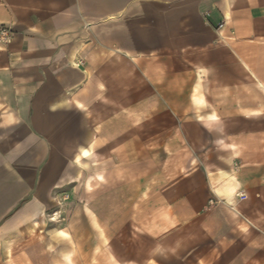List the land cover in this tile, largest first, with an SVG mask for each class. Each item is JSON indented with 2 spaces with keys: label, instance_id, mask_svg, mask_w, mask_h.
I'll list each match as a JSON object with an SVG mask.
<instances>
[{
  "label": "crops",
  "instance_id": "0c3cea01",
  "mask_svg": "<svg viewBox=\"0 0 264 264\" xmlns=\"http://www.w3.org/2000/svg\"><path fill=\"white\" fill-rule=\"evenodd\" d=\"M0 27V264L82 256L51 237L264 264V0H0Z\"/></svg>",
  "mask_w": 264,
  "mask_h": 264
},
{
  "label": "rangeland",
  "instance_id": "374dc122",
  "mask_svg": "<svg viewBox=\"0 0 264 264\" xmlns=\"http://www.w3.org/2000/svg\"><path fill=\"white\" fill-rule=\"evenodd\" d=\"M66 216H67V221H66L67 225L72 226V227L76 225V229L73 228L71 230V231H73V233H75V235L81 237L82 240H84L86 237H90V234L92 232L90 229H88L86 227L87 222L84 220V217L81 214H78L75 217L74 212H71V213H67ZM78 219L81 220V222L78 221ZM57 221H58V219H57ZM59 221H60V219H59ZM61 241H62V244H61ZM63 241H65V240L59 239L57 237H51L49 249H50V253H51L52 258L53 259L58 258L59 253L61 251H66V252L75 251V248L77 247V248H80L82 250V256H73L74 259H73L72 264H85L86 261L88 260V257H89L87 255L89 253L88 251L90 249V246H88V245L76 246V245L70 244L69 242L67 244H63ZM201 252H202V249L201 250L196 249V256L194 259V264H208L213 260V256H211V259L209 258L210 262H209V259L204 262L202 260V256H200ZM197 255H199V256H197ZM184 259H185V261H182L180 259L179 264L188 263L186 258H184ZM167 263H170V262H167Z\"/></svg>",
  "mask_w": 264,
  "mask_h": 264
},
{
  "label": "built area",
  "instance_id": "2783aa9c",
  "mask_svg": "<svg viewBox=\"0 0 264 264\" xmlns=\"http://www.w3.org/2000/svg\"><path fill=\"white\" fill-rule=\"evenodd\" d=\"M222 27V24L219 28ZM14 35L11 29L7 27H0V43L3 45H8L13 41ZM243 198V196L241 197Z\"/></svg>",
  "mask_w": 264,
  "mask_h": 264
},
{
  "label": "bare ground",
  "instance_id": "6f19581e",
  "mask_svg": "<svg viewBox=\"0 0 264 264\" xmlns=\"http://www.w3.org/2000/svg\"><path fill=\"white\" fill-rule=\"evenodd\" d=\"M53 220H57V219L54 218Z\"/></svg>",
  "mask_w": 264,
  "mask_h": 264
}]
</instances>
